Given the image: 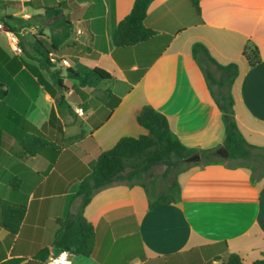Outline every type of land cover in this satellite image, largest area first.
I'll return each mask as SVG.
<instances>
[{
  "label": "crops",
  "instance_id": "1",
  "mask_svg": "<svg viewBox=\"0 0 264 264\" xmlns=\"http://www.w3.org/2000/svg\"><path fill=\"white\" fill-rule=\"evenodd\" d=\"M5 1L15 3L0 5V19L40 15L56 0L0 3ZM75 1L77 8L64 10L74 24L72 36L52 57L83 76L95 67L112 75L91 78L79 97L72 95L78 80L65 79L69 89H60L47 69L34 71L39 62L24 56L23 48L33 54L34 35L49 33L48 26L32 19L17 34L0 30L2 49L30 64L0 100V202L27 206L16 235L0 226V264H40L34 255L42 248L59 252L53 245L56 219L66 216L101 152L123 137L147 133L137 119L146 105L167 116L186 147L229 155L222 111L193 56L195 42L219 63L238 64L232 90L236 120L249 143L264 147V0H201V15L191 0H153L144 23L155 36L127 47L114 46L110 31L135 0H114L111 12L107 0ZM249 40L260 52L255 66L244 56ZM62 95L72 109L57 106ZM53 109L56 125L49 123ZM59 126L69 141L54 161L50 150L17 156L24 132L57 137ZM15 179L18 189L11 185ZM179 182L181 200L152 209L139 184L100 190L85 208L96 228L94 251L85 257L70 250L66 264H220L226 253L238 254L243 264L264 259V176L254 180L252 167L220 160L189 168Z\"/></svg>",
  "mask_w": 264,
  "mask_h": 264
},
{
  "label": "trees",
  "instance_id": "2",
  "mask_svg": "<svg viewBox=\"0 0 264 264\" xmlns=\"http://www.w3.org/2000/svg\"><path fill=\"white\" fill-rule=\"evenodd\" d=\"M37 0H30L33 4ZM110 12L114 8V0H107ZM153 0H135L131 11L110 31V40L114 46L127 47L146 41L155 36L156 31L148 28L144 21ZM198 15H201V0H191ZM15 1H5L1 6H8ZM75 0H56L44 6L43 13L30 18L6 15L0 19L2 32L17 34L32 19L39 25L50 28L49 33L40 30L34 35L32 53L23 48L24 56L35 59L39 66H32L34 71L47 69L54 83L60 89H69L65 79L78 80L72 95L79 97L82 88L86 87L91 78L111 79L112 75L99 67L91 69L85 76L71 66L66 67L52 61L51 54L60 50L62 45L72 36L73 21L65 9L77 8ZM193 56L200 66L206 82L222 111L225 124L224 146L228 150L227 157H221L215 149L198 151L182 144L169 125L167 116L150 105L142 108L137 116L138 122L147 133L139 137L126 136L121 138L111 149L99 154L93 170L79 184L76 195L71 199L65 217L56 219L57 231L53 245L59 249H67L90 257L96 242L95 225L85 215V208L93 197L105 187L115 183L141 185L149 199V207L155 208L162 204L175 203L181 200L179 175L189 168L207 162L227 160L230 165H247L253 169V179L264 176V147H258L247 141L241 132L235 116V99L233 85L239 74L237 63L221 64L201 42L193 44ZM244 56L250 66L261 61L259 48L251 40L245 46ZM25 57L8 55L0 46V100H4L10 90L16 86L15 75L23 66H29ZM31 67V66H30ZM71 105L66 98H58L57 106ZM56 110L50 115V125L58 122ZM60 122V121H59ZM58 136L24 132L20 137V151L17 156H35L50 150L54 161L67 146L69 137L65 135L63 126L57 127ZM198 156V157H197ZM197 157V158H196ZM253 161L260 163L256 167ZM165 165L164 172L153 177L156 166ZM150 179V184L147 180ZM18 179L11 185L18 189ZM27 213L25 204H9L0 202V226L11 235H16ZM50 248L44 247L34 255V260L47 264ZM220 264H243L242 258L236 253H226L220 257ZM28 264V263H27ZM252 264H264V259Z\"/></svg>",
  "mask_w": 264,
  "mask_h": 264
},
{
  "label": "built area",
  "instance_id": "3",
  "mask_svg": "<svg viewBox=\"0 0 264 264\" xmlns=\"http://www.w3.org/2000/svg\"><path fill=\"white\" fill-rule=\"evenodd\" d=\"M13 47L18 52L22 51L21 47L17 43ZM51 58H52V61L58 63V61L52 57V54H51ZM61 64L67 65V61L61 60ZM75 111L79 114L84 113V110L81 107H77ZM69 258H70V250L60 249L58 253L49 255L48 264H66L69 262Z\"/></svg>",
  "mask_w": 264,
  "mask_h": 264
},
{
  "label": "rangeland",
  "instance_id": "4",
  "mask_svg": "<svg viewBox=\"0 0 264 264\" xmlns=\"http://www.w3.org/2000/svg\"><path fill=\"white\" fill-rule=\"evenodd\" d=\"M253 162L256 165V167H261L259 162H257V161H253ZM165 168H166L165 165H159V166L154 167L152 179L155 178V177H159L164 172ZM148 181H150V179H148L147 182ZM148 183L150 184V182H148Z\"/></svg>",
  "mask_w": 264,
  "mask_h": 264
},
{
  "label": "water",
  "instance_id": "5",
  "mask_svg": "<svg viewBox=\"0 0 264 264\" xmlns=\"http://www.w3.org/2000/svg\"><path fill=\"white\" fill-rule=\"evenodd\" d=\"M62 98H64V95H62ZM226 154L228 155V154H229V152H228V151H226Z\"/></svg>",
  "mask_w": 264,
  "mask_h": 264
}]
</instances>
